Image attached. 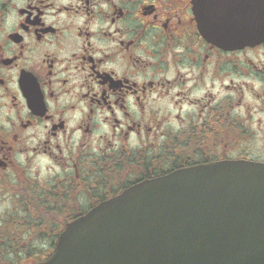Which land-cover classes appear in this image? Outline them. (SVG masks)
<instances>
[{
    "label": "flooded vegetation",
    "instance_id": "af4514ba",
    "mask_svg": "<svg viewBox=\"0 0 264 264\" xmlns=\"http://www.w3.org/2000/svg\"><path fill=\"white\" fill-rule=\"evenodd\" d=\"M261 48L211 44L194 0H0V264L46 262L69 222L143 181L264 162L233 154L252 128L233 80Z\"/></svg>",
    "mask_w": 264,
    "mask_h": 264
},
{
    "label": "water",
    "instance_id": "95a60500",
    "mask_svg": "<svg viewBox=\"0 0 264 264\" xmlns=\"http://www.w3.org/2000/svg\"><path fill=\"white\" fill-rule=\"evenodd\" d=\"M224 50L264 42V0H195ZM42 264H264V163L221 160L141 182L72 221Z\"/></svg>",
    "mask_w": 264,
    "mask_h": 264
},
{
    "label": "rangeland",
    "instance_id": "374dc122",
    "mask_svg": "<svg viewBox=\"0 0 264 264\" xmlns=\"http://www.w3.org/2000/svg\"><path fill=\"white\" fill-rule=\"evenodd\" d=\"M240 58L241 66L244 68V70H242L240 78H235L233 82L236 83L235 86H240L242 91L240 94H242L241 97H244V100L243 106L235 108L233 113H240L244 115L248 112H251L252 128L250 140L247 142H242L239 149L235 148V152L231 151V153H248L250 157L262 158L264 157V128L259 129L258 127L259 122H262V126H264V112L259 110L261 103L258 97L264 92L263 85L261 83V77L259 76L264 74V70L259 75L256 72L247 74V70H245L247 69L245 64H249L250 61L258 66L260 64H264V48H261L257 51H247L242 53ZM251 62L249 65H252ZM226 82H228V79H226ZM235 90L236 88L234 87V84L225 87L223 92V94H225V98L229 96L233 97V91ZM230 112H232V110H230Z\"/></svg>",
    "mask_w": 264,
    "mask_h": 264
}]
</instances>
